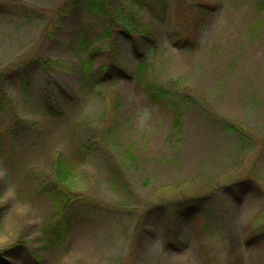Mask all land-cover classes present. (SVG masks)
<instances>
[{"label": "rangeland", "instance_id": "374dc122", "mask_svg": "<svg viewBox=\"0 0 264 264\" xmlns=\"http://www.w3.org/2000/svg\"><path fill=\"white\" fill-rule=\"evenodd\" d=\"M101 1L0 0V264H264V0Z\"/></svg>", "mask_w": 264, "mask_h": 264}, {"label": "trees", "instance_id": "16d2710c", "mask_svg": "<svg viewBox=\"0 0 264 264\" xmlns=\"http://www.w3.org/2000/svg\"><path fill=\"white\" fill-rule=\"evenodd\" d=\"M88 6L90 10L98 13H105V6L103 5V2L101 0H88ZM128 29V28H127ZM110 30L108 29L106 31V35H110ZM128 31V30H127ZM145 35L147 37L151 36V32L145 28L143 30ZM128 33H130L128 31ZM131 35V39H132ZM81 40V45L82 48L88 45V38L87 36L81 35L80 37ZM134 43H136V40L132 39ZM132 43V42H131ZM140 48L136 47L134 48L136 58L138 59V68H137V74H142L146 69H147V63H146V54L145 52L139 50ZM85 64V62H84ZM86 65V64H85ZM121 73L124 75H128V73L124 70L119 68L118 69ZM146 89L147 92L149 93L151 99L154 102H162V103H170L168 101L167 95H168V90L161 85H158L154 82H147L146 83ZM175 111H177L175 109ZM175 121L178 122L180 119V114L175 113ZM73 157H66V158H60L56 161L55 163V182L50 185V188L46 190V194L49 196L51 201L53 202V207H54V214L53 217L57 219L56 224H54L52 227L48 228L50 231L54 234L56 237V240L58 241L59 239H62L66 236L67 232L69 231V223H70V217L68 215V211L72 206V203L75 201V198L77 197L72 191L66 186L67 182L69 179H71L73 175V167L75 165ZM21 245L17 244L16 247L7 249L4 254V256H13V254H16L17 251L16 249L19 248ZM5 263L7 262L5 259L1 257Z\"/></svg>", "mask_w": 264, "mask_h": 264}]
</instances>
